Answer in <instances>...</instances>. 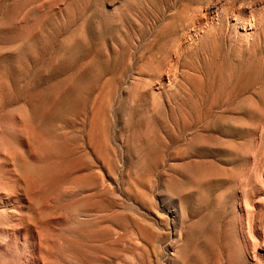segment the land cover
I'll use <instances>...</instances> for the list:
<instances>
[{"label": "rangeland", "instance_id": "rangeland-1", "mask_svg": "<svg viewBox=\"0 0 264 264\" xmlns=\"http://www.w3.org/2000/svg\"><path fill=\"white\" fill-rule=\"evenodd\" d=\"M205 1L0 0V264H264V0L224 1L261 21L224 97L161 112L144 160L128 144L129 81ZM223 22L208 40L231 67Z\"/></svg>", "mask_w": 264, "mask_h": 264}, {"label": "bare ground", "instance_id": "bare-ground-1", "mask_svg": "<svg viewBox=\"0 0 264 264\" xmlns=\"http://www.w3.org/2000/svg\"><path fill=\"white\" fill-rule=\"evenodd\" d=\"M224 1L226 0H206L205 2L207 3L203 4V6L201 5L200 7L194 8L192 11H189L191 10L189 9L186 10V12L182 11L179 15L177 14L179 20L176 17L173 22L169 23L166 28L162 30L164 38V36L169 37L177 28V37L174 39L172 38L169 46L165 47L162 52L155 54L152 61H148L142 66L140 72L129 81L126 90L127 103L125 110L129 115L139 113L140 119L145 123V125L141 126L138 130L141 134L135 136L128 143L133 149L135 148V154H133L138 160H144L145 157L149 156L153 146L156 144V137L153 136V134L157 130L155 124L157 122L156 120L160 118L161 112L170 110L172 111L171 113L176 111L181 114V111L185 108L193 111L198 107L204 106L209 101L213 104V101L216 99L218 100V98L224 97L227 92V87L232 83L235 77L233 68L243 60H240L241 54L249 51L251 42L250 37L257 30L261 21L259 20L260 17L258 18L260 13L259 7L252 8L250 12L248 11L249 14H246L243 11L233 8L228 9ZM223 21H226L227 32H225V34L229 37L235 54L233 56L234 60H232L234 61V65L229 64L231 67L223 65V62L219 61V48L213 41L209 42L208 40V38L211 37V33L214 32L212 27H215V24L219 25ZM76 33L74 36L68 37L65 41L64 45L69 50L75 42L82 38L77 40L78 37ZM195 51L199 54L200 59L196 61L195 68H190L188 66H186V68L184 65L186 55ZM74 78L70 76L66 82L67 86L62 87L61 92H58L57 95H63V98L65 95L67 96V91ZM227 95L230 96L229 93ZM250 102H252V100ZM250 102H243V108L249 110L254 107L255 104L252 105ZM185 114L186 113L183 115ZM239 127H241V125ZM197 135L198 134H196V138L198 137ZM160 136L162 137V135ZM190 144L191 147L203 146V144H206V141L204 143L202 138H197L193 139ZM226 146L227 145H225L224 148L230 149V145ZM231 148L234 149V146ZM212 171L211 169V173H202L196 177L193 180L194 187L200 186L201 184L203 185L210 180L209 177ZM121 240L122 236L115 233L114 236L109 238V243H111V245H117ZM112 256L116 258V262H119H117V264L122 262L121 258H119V251H114ZM126 260L129 261V258Z\"/></svg>", "mask_w": 264, "mask_h": 264}]
</instances>
